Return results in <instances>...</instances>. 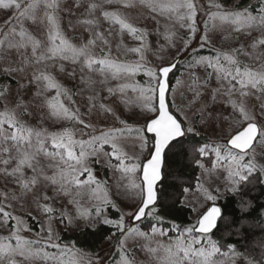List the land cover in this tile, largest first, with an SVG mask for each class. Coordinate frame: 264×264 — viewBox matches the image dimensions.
Listing matches in <instances>:
<instances>
[{
  "label": "snow or ice",
  "instance_id": "1",
  "mask_svg": "<svg viewBox=\"0 0 264 264\" xmlns=\"http://www.w3.org/2000/svg\"><path fill=\"white\" fill-rule=\"evenodd\" d=\"M140 2L153 12L159 9L161 15L168 13L169 19H175L180 28L187 29L179 36L167 26L163 34L156 33L157 36L163 35L166 42L159 44L158 51H164L166 47L176 49L172 60L167 61L163 56H158L159 64L147 66L144 53L149 50L148 33L126 23L118 12L105 10V5L114 3L131 7L128 0H101L99 4L92 3L88 6L87 14L91 16L99 10L104 20L118 24L121 31L127 30L134 39L141 41L139 46L131 48H125L122 43L116 45L119 55L138 54L139 59L134 62L122 61L118 56H113L109 39L101 32L95 31L94 27H90V36L83 44L78 47L73 45L61 33L53 15L59 9L58 0H0V8L15 9L13 20L35 16L37 10L43 7L47 22L51 26L47 42L33 39L22 24L19 33L15 27H9L5 39L0 40V59H9L5 49L19 50L30 46L32 63L36 66L31 77L21 76L16 79L15 88L10 83H0V100L4 101L0 109V174L11 178V182L16 185V191L0 195L10 201L23 199L34 204L37 217L41 221V233H46L43 241L39 238L41 233L36 234L37 239L25 238L21 231H30L27 221L19 215L14 216L5 211L4 205L0 203V229L8 232L7 235H0V264H35L38 260L55 261V264H77L73 259H64L70 249L69 246H61L58 242L56 224L72 230H96L99 225L115 229L109 239L117 240V264H136L127 242L136 236L147 239L149 235L127 224L126 218H134L136 222L145 218L154 220L155 223L150 225L151 234L167 235L159 228V225L164 223V218L157 211L160 199L158 182L162 178L165 154L176 144H183L184 137L189 134L199 135L184 108L175 105L174 99L172 103L168 100L169 93L174 91L168 78L178 66L177 61L182 55L189 56L185 67L192 70L189 91L193 92V99L189 101L188 107L201 96L197 84L206 87L214 76L218 87L212 89V100L216 99L217 94H222L228 98L227 105L232 109L227 116L222 115V120L231 121V131L224 134V143H216L211 147L216 157L212 168H224L227 172L226 182L231 184L234 193L237 192V185L248 181L254 172L259 171L264 175V165L258 166L255 159V145H264V64L260 69L242 66L238 56L251 55L243 44L229 51L213 49V56L200 55L193 45L200 31L197 23L198 12L202 10L197 0ZM257 2L259 7L254 15L250 5L242 10H225L221 3L209 0V8L215 11H209L207 19L203 21V34L198 36L199 48L212 43L209 31L215 21L232 25L237 33L245 29L261 31L262 35L254 39L250 47L255 51L264 46V0ZM75 7L80 5L77 3ZM83 23L96 26L98 21L86 19ZM17 34L21 37L20 42L8 39ZM97 44L100 46V54L94 56L91 49ZM21 56L22 63L27 65L28 56L23 53ZM252 58L260 57L253 55ZM197 68L205 69L206 75L203 78L196 74ZM52 69L63 74L68 80H76L79 76L80 83L89 87L97 83L91 75L96 74L101 78L99 84L105 86L110 96L117 92L124 94L128 89L139 92L141 103L138 106L141 111L132 113V118L139 117L143 122L139 127H133L116 115L112 108L101 104L100 108L112 113L123 127L102 130L96 134L94 125L85 122L79 109L73 111L65 104V100L74 102V93L57 80ZM208 69L212 71H207ZM23 71V68L11 66L10 62L0 71V76L11 77ZM140 73L148 77L143 85L136 81V76ZM25 79L26 83L22 82ZM110 80L130 82L117 83L113 88L108 86ZM180 83L178 80L177 84ZM248 88L259 93L256 96L259 106L257 108L253 103L251 111L243 100L249 95L245 91ZM237 93L240 99H232ZM97 96L98 92L89 99L94 100ZM122 102L126 106L130 103L127 99ZM33 103L36 105L35 109L30 107ZM199 111L205 127L216 120V117L212 116L204 122L203 108ZM220 111L223 114L225 109ZM176 112H179L183 119H180ZM33 120H37L39 125H43L47 120H66L82 124L84 129L91 131L81 132V136L86 135L88 139H75L73 132L67 127H63L59 132H49L44 127L30 126ZM125 134L138 138L140 155L129 156L120 149L117 141ZM49 143L52 150L49 149ZM105 145L111 147L110 152L105 151ZM208 150V144L198 147L200 156L207 155ZM113 159L117 163H113ZM93 162L120 173L113 185L96 178L91 167ZM199 166L204 167L203 164ZM112 188H115V193H112ZM197 190L205 201L215 204L216 197L204 188L203 184L198 183ZM187 191L185 188L184 192ZM121 195L132 197V210L127 213L114 198ZM61 200L63 203H60ZM109 208L119 213L118 218L109 217L106 211ZM191 210L195 213V223L180 232L174 244L158 245L164 252L159 264H235L236 260L249 257L247 252L241 257L234 245H227V251H222L224 246L212 239L211 233L217 227L218 221L225 220L220 207L212 206L204 211V204L197 201L191 206ZM237 211L238 221L228 218L226 223L234 228L237 235H242L246 227H251L247 222L250 208L242 197L238 200ZM10 221H15V224L9 227ZM173 230H178V226L174 225ZM260 243L264 245V237ZM143 247L151 254L157 253V248L148 245ZM46 248L56 249L59 255L48 252ZM72 255L75 256L76 253ZM89 264H92L91 260ZM95 264H105V261L97 259ZM245 264H264V247L260 259L250 257L245 260Z\"/></svg>",
  "mask_w": 264,
  "mask_h": 264
},
{
  "label": "rangeland",
  "instance_id": "2",
  "mask_svg": "<svg viewBox=\"0 0 264 264\" xmlns=\"http://www.w3.org/2000/svg\"><path fill=\"white\" fill-rule=\"evenodd\" d=\"M59 9L53 13L56 17V22L59 25V29L61 33L75 46H80L83 44L90 36V27H94L95 31L101 32L106 38L109 39L110 44L112 46V55L118 56V58L122 61L134 62L139 59V55L135 53H127V55H119L116 51V45L118 43H122L125 48L137 47L140 45L141 41L134 39L132 35H130L127 30L121 31L120 26L118 24H111L110 22L103 19L99 10H96L94 13L89 16L87 14L88 6L92 3H101V0H58ZM131 3V7H124L123 3H114L112 5H105V10L115 11L120 14L121 19H123L126 23L131 24L133 27L144 30L148 33L147 35V43L149 45V50L145 51V61L147 66H153L155 64H159L160 61L157 58L158 56H163L165 60L170 61L173 58V55L176 53L175 48H165L164 51H158L159 44H165V40L163 39V35L157 36L156 33L160 32L164 33L165 27L167 26L172 31H175L177 35H183L187 29H183L179 27V23L175 21V19H169V14L165 13L163 15L160 14L159 9L153 12L150 8L146 7L144 4L140 2V0H128ZM164 2V0H161ZM214 2H219L223 5L225 10H242L237 9L236 4L238 0H214ZM79 4L80 7H75L76 4ZM198 6L202 9L198 12L197 23L200 31L197 34V39L193 41L194 47H196L198 53L202 56H213L215 52L213 49L221 50V51H229L232 48L240 47L241 44L244 45L245 50L248 51L251 55L244 56L239 55L238 59L241 62V65H247L253 69H260L261 65L264 64V46L259 47V54H255L250 44L254 39L259 38L262 33L257 29L252 30H243L239 33L233 30V26L215 21L212 23L210 27L209 35L212 39V43L204 48H199V39L198 36L203 34V21L207 19V13L209 11H215V9L209 8V0H197ZM71 9V10H70ZM15 9H4L0 8V40L5 39V33L9 31V27H15L17 33H19L20 26L22 24L23 28L26 32L33 37V39H38L42 42H47V38L49 35L50 25L47 22L45 9L41 7L37 10L35 16L29 18H22L20 20H13L12 17L15 15ZM256 14V13H255ZM254 14V15H255ZM86 19H96L98 24L96 26H89L83 23ZM11 22L10 24L7 22ZM111 32V35H109ZM8 39L13 40V42H20L21 37L17 34L14 37H8ZM107 51V49H105ZM191 51V50H189ZM91 52L94 56H99L100 54V46H94L91 49ZM5 53L8 54L9 59H0V71L11 62V66L17 68H23V72H18L11 77L8 76H0V83H10L13 88L16 87V79L23 77H31L33 71L36 66L32 63L31 57V48L30 46L27 49H5ZM21 53L28 56L29 63L27 65L22 63ZM253 55H258L259 59H253ZM180 61V70L173 81L174 91L169 93V103H172L174 99L175 105L184 108L185 112L189 117V121L193 124V126L198 130L199 135L208 139L209 150L208 154L205 156H201L203 159L210 161V165L205 166L202 162L197 163L203 164L204 167L200 168L199 180L198 183L203 184L204 188H207L209 191L213 193L216 197L215 204L217 205V201L221 199L225 193L232 191V186L230 183L226 182L227 172L224 171V168L213 169L212 164L216 159L215 154L211 151V147L216 143H224L223 136L225 133L231 131L229 124L231 121L222 120V115L227 116L231 113L232 109L227 105V97L222 94H217L216 99L213 101L211 98L212 89L217 88L218 85L216 83L215 77L213 76L212 80L205 87L201 84H197V90L201 93L199 99L191 106L188 107V103L193 99V92L189 91V85L192 83L191 80V71L186 68L185 65L189 60V56L182 55L179 59ZM53 75L56 76L57 80L64 85L65 88L71 89L74 93L72 100L74 102L70 103L65 100V104L68 105L73 111L79 109L82 118L86 123H92L97 130L98 134L102 130H107L110 128H119L123 127L115 119L112 113H108L103 111L100 108L101 104H104L106 107H110L116 113V115L120 116L122 119H125L127 123L133 127H139L143 122L139 117L135 119L132 118V113H139L141 111L138 106L141 103V98L139 92H132L131 89H128L126 93L121 94L117 92L115 95L110 96L106 91L104 85L99 84V80L101 79L96 74H91L92 79L97 81L91 87L81 84L79 80V76L76 80H68L65 79L63 74H59L55 71V69L51 70ZM207 71H212V69H208ZM195 72L198 76L203 78L206 73L204 68H197ZM148 80V77L143 73H140L136 76V81H138L141 85ZM180 81V84H177V81ZM22 82L26 83V79ZM130 81H115L110 80L108 86L115 87L117 83H125ZM249 93L248 96L244 97L245 106L249 109V111L253 108V103H255V107L258 108L259 101L256 100V96L259 93L256 92L255 89H245ZM99 93V96L94 100H90V96H95L96 93ZM55 94L54 91L52 93ZM127 99L130 103L126 106L122 101ZM232 99L239 100V94H234ZM4 101L0 100L1 109L3 107ZM12 105H9L11 107ZM33 109L36 108V105L33 103L30 105ZM203 108V120L207 122L210 117L215 116L216 120L212 123H209L207 127L204 126L202 122V116L200 109ZM221 109H225L223 114H221ZM175 111V109H173ZM176 115L183 119V116L176 112ZM259 115V112H257ZM30 126L32 127H44L47 128L49 132H59L62 131L63 127H67L71 129L73 132L75 139H88V137L81 136V132L91 131L90 129H84L82 124H76L70 121H56V120H47L43 125H39L37 120H33L30 122ZM192 135V134H189ZM118 146L120 149L127 153L129 156H137L140 155L139 149V140L137 137L129 136L127 134L119 137ZM49 149H51V145L49 143ZM105 151L110 152L111 147L105 145ZM256 162L259 165H264V145L256 144ZM94 159V158H93ZM246 160L248 157L245 158ZM113 163H117L113 159ZM127 162V161H126ZM222 164L224 162H221ZM11 168V165H9ZM91 167L93 168L94 175L98 180L107 181L109 185H113L115 180L119 177V172H114L109 168L105 167L103 164L92 163ZM259 173V171L254 172ZM253 173V174H254ZM252 174V175H253ZM262 181L264 183V175H261ZM198 183L196 185H198ZM95 187V186H93ZM10 191H16V185L11 182V178H6L2 174H0V193H9ZM112 193H115V188H112ZM18 194V193H17ZM118 203V205L123 209L125 213L132 210V197L121 195L119 197H114ZM199 201L200 204H204V211L213 204L212 201H205L203 195L197 190V187L194 191H187L183 198V205L191 209V206ZM0 203L4 205V210L10 212L12 215H19L22 219L26 220L30 231H21V235L28 239H37V233H41V221L37 217L35 205L31 204L30 201L25 202L23 199L17 201H10L9 199H5L3 195H0ZM60 203H63L61 200ZM111 209V208H109ZM109 209L106 211L109 214ZM112 212H116L111 209ZM192 211V210H191ZM118 213V212H117ZM119 214V213H118ZM192 220L195 222V213L192 211ZM110 217V215H109ZM111 218V217H110ZM29 219H31L34 223V228L29 224ZM132 218H126V223L131 224ZM15 224V221L9 222V227ZM139 228L137 225H132ZM55 229L59 234V243L61 246H69L70 252L64 256L65 260L73 259L77 261V264H89V260L92 261V264H95L97 259H104L105 264H117L119 260V256L117 254V240L116 239H108L106 243L99 249L95 254L88 253L85 250L76 249L72 247L73 245L65 244L61 242V234L62 232L72 233V229H65L63 225L56 224ZM83 229V228H80ZM79 229V230H80ZM140 229V228H139ZM142 231V230H141ZM148 233V238H142L139 236L130 238L127 242L128 248L136 261V264H159V261L163 258L164 252L162 249L158 248L159 244L169 245L174 244L177 237L180 235L176 230L174 231L175 236H170L167 231L165 236H160L158 233L153 235L149 231H143ZM8 232L5 229H0V235H7ZM194 235V234H193ZM42 241L46 238V233H41L39 237ZM148 245L152 248H157V253L151 254L149 253L143 246ZM194 247H199L198 245H194ZM46 250L50 253H57L56 249L46 248ZM72 253H76L75 256ZM59 255V253H57ZM35 264H55V261H36ZM235 264H245V259L236 260Z\"/></svg>",
  "mask_w": 264,
  "mask_h": 264
},
{
  "label": "trees",
  "instance_id": "3",
  "mask_svg": "<svg viewBox=\"0 0 264 264\" xmlns=\"http://www.w3.org/2000/svg\"><path fill=\"white\" fill-rule=\"evenodd\" d=\"M251 6L253 14L259 7L257 0H238L237 9H244ZM260 48L255 54H259ZM180 70V64L176 72L171 76L172 86L175 77ZM208 139L203 136L188 135L184 137L183 144H176L171 151L165 154V165L163 169V180L158 186L160 199L157 204V211L163 216L164 223L159 225L163 231H167L170 236H175L173 226H178L177 232H182L185 228L195 222L192 220V211L183 205L185 196L184 189L194 191L199 180L200 168L197 162H202L205 166L210 165V161L203 159L198 152V147L208 144ZM261 174L254 173L246 182L237 185V192L229 191L217 201V205L222 210L225 220H220L217 231L211 235L213 240L223 245L222 251H227V245H234L236 252L244 257L245 252L249 257L260 259L262 245L261 238L264 237V183L261 182ZM248 204L250 211L247 222L251 227H246L242 235H237L234 228L226 223L228 218L238 221L239 213L237 204L240 198ZM111 218H118L117 212L109 209ZM29 224L34 228V222L29 219ZM154 220L145 218L143 222L137 224L142 231H149ZM115 229L107 225H99L96 230L80 229L72 233L62 232L61 242L74 245V248L85 250L95 254L108 241L109 236ZM255 242V243H254Z\"/></svg>",
  "mask_w": 264,
  "mask_h": 264
},
{
  "label": "water",
  "instance_id": "4",
  "mask_svg": "<svg viewBox=\"0 0 264 264\" xmlns=\"http://www.w3.org/2000/svg\"><path fill=\"white\" fill-rule=\"evenodd\" d=\"M180 61L181 60H179L178 59V61H177V64H178V66H179V64H180ZM178 66L176 67V69L170 74V76H169V81H170V79H171V76L176 72V70L178 69ZM168 100H169V96H168ZM0 109H1V106H0ZM148 136H151V134H147ZM238 151V150H237ZM167 153V152H166ZM165 157H166V155H165ZM164 165H165V159H164ZM163 169H164V166H163V168H162V178H161V181L160 182H158V186L161 184V182H162V180H163ZM212 206H216V207H220L219 205H216V204H212V205H210L209 207H212ZM131 220V224L132 225H137V224H139V223H141V222H143L144 221V219H142L140 222H136L135 221V219L134 218H132V219H130ZM219 223H220V221H218V224H217V227L215 228V229H213V232L211 233V235H213L216 231H217V229H218V225H219ZM194 235H199L198 233H193Z\"/></svg>",
  "mask_w": 264,
  "mask_h": 264
}]
</instances>
